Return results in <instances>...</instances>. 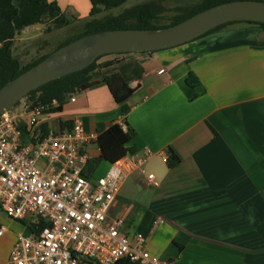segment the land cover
I'll use <instances>...</instances> for the list:
<instances>
[{
	"label": "crops",
	"instance_id": "0c3cea01",
	"mask_svg": "<svg viewBox=\"0 0 264 264\" xmlns=\"http://www.w3.org/2000/svg\"><path fill=\"white\" fill-rule=\"evenodd\" d=\"M52 1L76 19L78 4L90 10V0H13V55L44 34L39 21ZM105 62L98 84L79 88L47 125L56 132L60 120L78 122L96 139L122 123L134 155L149 151L151 167L125 180L109 216L122 218L130 235H143L148 251L169 264H264V28L236 23L172 49L108 55L98 64ZM190 72L199 87L185 84ZM120 78L129 95L116 102L107 85ZM83 150L90 160L101 153L94 141ZM167 150L180 160L173 169ZM150 173L157 186L147 184ZM157 219L163 222L154 227ZM0 228V264H9L28 229L1 210Z\"/></svg>",
	"mask_w": 264,
	"mask_h": 264
},
{
	"label": "built area",
	"instance_id": "2783aa9c",
	"mask_svg": "<svg viewBox=\"0 0 264 264\" xmlns=\"http://www.w3.org/2000/svg\"><path fill=\"white\" fill-rule=\"evenodd\" d=\"M74 100L73 95L68 101ZM45 109L26 105L0 116V210L37 231L17 237L8 263L169 264L148 251L143 235H130L122 218L109 216L125 180L142 171L149 151L142 157L126 155L102 177L86 176L90 158L83 147L97 138L78 122L71 130L42 136ZM146 181L157 186L151 173ZM162 222L157 219L153 226Z\"/></svg>",
	"mask_w": 264,
	"mask_h": 264
},
{
	"label": "trees",
	"instance_id": "16d2710c",
	"mask_svg": "<svg viewBox=\"0 0 264 264\" xmlns=\"http://www.w3.org/2000/svg\"><path fill=\"white\" fill-rule=\"evenodd\" d=\"M129 0H90V10L87 20L80 21L71 15L62 12L56 1L47 4V11L40 18L41 24H45L44 34L53 32L55 30L68 28L77 22H81V28L73 34L72 38L59 44L51 52L31 60L29 63L22 65L18 57L13 55V44L16 36L14 22L18 18V9L13 3V0H0V88L6 85L9 81L17 78L27 70L43 61L48 55L58 48L77 40L83 36L98 33L108 30H124V29H139V30H158L168 28L181 23L182 21L200 13L208 8L234 1H264V0H200L199 3L185 7H178L174 10L175 14L167 18V23H160L163 14V7L155 2H147L136 5L131 8L124 9L118 14H106L102 17H97L104 11L115 10ZM245 23L256 25L264 28V24L254 22H232L216 27L201 37L221 31L233 24ZM200 37V38H201ZM197 40V39H196ZM150 53H139L141 55H148ZM122 55V54H117ZM102 58V57H101ZM99 58L92 65L84 70L72 73L63 78L51 81L39 89L32 91L26 99V105L29 109L37 106H46L42 111V116H50L62 112L63 106L68 102L69 98L77 93L79 88L88 85H97L99 77ZM185 84L190 88H197L200 86L198 77L190 72ZM112 98L116 102L124 100L129 91L122 78L118 81L109 83ZM197 96V95H196ZM195 96V97H196ZM56 104V106H54ZM19 105V103L17 104ZM73 121H59L58 130H71L73 128ZM39 129L41 135H48L47 122H42ZM132 136L128 131L124 132L120 125L113 124L106 131L100 134L94 141L101 150L100 156L89 161L88 166L84 172L86 176H91L99 164L103 161L114 164L121 160L126 155H134L136 150L131 146ZM180 160L170 150H167L166 167L173 169L177 167ZM30 232H37L36 227L29 225L26 221H19ZM43 225V224H42ZM117 264H133L127 260H122Z\"/></svg>",
	"mask_w": 264,
	"mask_h": 264
},
{
	"label": "water",
	"instance_id": "95a60500",
	"mask_svg": "<svg viewBox=\"0 0 264 264\" xmlns=\"http://www.w3.org/2000/svg\"><path fill=\"white\" fill-rule=\"evenodd\" d=\"M232 22L264 24V1L223 3L164 29L108 30L83 36L53 51L39 64L0 88V116L14 109L32 91L84 70L101 57L172 49ZM108 64L105 62L98 66L101 68Z\"/></svg>",
	"mask_w": 264,
	"mask_h": 264
},
{
	"label": "rangeland",
	"instance_id": "374dc122",
	"mask_svg": "<svg viewBox=\"0 0 264 264\" xmlns=\"http://www.w3.org/2000/svg\"><path fill=\"white\" fill-rule=\"evenodd\" d=\"M147 2H155L157 4H160L163 7L164 11L162 14V18L160 19L161 20L160 23H167L168 22L167 18H169L175 14L174 10L176 8L197 4L200 2V0H129L123 6L117 8L115 10L108 11V12L104 11L100 15H98L97 17H102V16H105L106 14H118V13L122 12L124 9L131 8V7H134L136 5H139L142 3H147ZM29 6L31 7V5H29ZM41 8L42 7H38L37 9H41ZM76 8L79 11V13H78L79 16L81 14L80 21L82 22L84 20H87L89 11H84L83 6L80 4H78L76 6ZM88 8H90V7H88ZM32 9L35 10L34 8H32ZM67 15L69 16V13H67ZM81 22H77L76 24H74L68 28L55 30V31L47 33L45 35L41 34L42 37L46 36L45 39H47V41H42L41 36L37 37L35 39H31V40L27 41L26 44L19 46V49H17V48L14 49V55L19 58L20 63L22 65H25V64L29 63L32 59L43 55L44 51H49V50L52 51L59 44H62L66 40L71 39L73 34L78 32V30L82 27ZM42 26L43 27H41V28L43 29L45 27V24H43ZM29 29L31 31H34L35 27L33 26L32 28H29ZM136 54H138V53H136ZM25 101H26V99H23L21 102H19V105H17L15 108L20 109L22 111V108L26 106ZM102 163L99 164V166L97 167L95 172L92 174L93 178L95 177L96 173H98V171L103 172L104 169H107V170L109 169V167H110L109 163H105V164L104 163L102 164ZM150 167H151V163H149V162L144 165V169H146L147 171L149 170ZM107 170H106V172H107ZM95 178H97V177H95Z\"/></svg>",
	"mask_w": 264,
	"mask_h": 264
}]
</instances>
